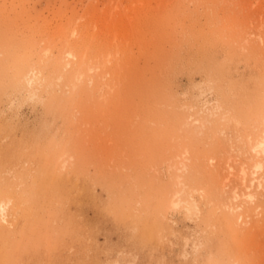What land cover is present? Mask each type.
Here are the masks:
<instances>
[{
	"label": "rangeland",
	"instance_id": "rangeland-1",
	"mask_svg": "<svg viewBox=\"0 0 264 264\" xmlns=\"http://www.w3.org/2000/svg\"><path fill=\"white\" fill-rule=\"evenodd\" d=\"M66 49L93 83L30 95ZM263 132L264 0H0V264H264V196L232 214L225 180Z\"/></svg>",
	"mask_w": 264,
	"mask_h": 264
},
{
	"label": "bare ground",
	"instance_id": "bare-ground-1",
	"mask_svg": "<svg viewBox=\"0 0 264 264\" xmlns=\"http://www.w3.org/2000/svg\"><path fill=\"white\" fill-rule=\"evenodd\" d=\"M11 4L12 5L9 6L10 8L15 6V5H13L14 4L13 2H11ZM19 6L21 8V14L20 15L22 17L26 16L27 8H26L25 2L23 1V2L19 3ZM11 10H12V8H11ZM67 16L70 17V15H67ZM43 24H45V23H43ZM59 26H60V24H59ZM47 27L49 28L48 25H47ZM29 28L32 32V35H29L27 38H24V39H19L22 43H24V45L34 44V40H31L29 37L35 36L38 33V29H36L35 27L33 28L32 26H30ZM58 32H61L60 29L58 30ZM71 34L73 37H77V35L79 34V30L76 28H73V31ZM86 36H87V34H86ZM67 42L69 43V41H67ZM40 44H41V42H40ZM44 48H46V47H44ZM21 51H22V49L20 50V52ZM24 51H25V49H24ZM47 52H48V47L46 49H43L41 55L46 56ZM23 55H25V53ZM74 58H75V55L72 52V49L63 50L61 57H60V59H58L57 62L51 61L50 63H48L51 67H53L51 74H49V73L44 74L43 69L36 71L37 69L35 67H33V65H32L30 70H29V74H31V77L28 79V87L30 89L29 90L30 95L35 96L38 93L41 84L45 83L47 80H49L50 83L52 82V80H59V81L64 80V83H65V80H67L66 82H68V83L71 80V88H72V91L74 92V94H76V95L80 94V88L83 84L90 86L93 83L92 82L93 79H86L87 77H85V73H84L82 66H81L82 64H80V65L78 64V66L75 68V64L73 63ZM23 60H24V58H23ZM17 61H19V58ZM87 70L92 71V73H93V71L97 72L98 67H93L91 65L87 68ZM99 75L100 74H95L96 77H100ZM95 76H94V78H95ZM101 79H105V75L103 77L101 76ZM55 82H54V84H55ZM94 82H95V80H94ZM51 84H53V82ZM18 85H20V84H18ZM103 85L104 84H102L101 87ZM58 86H60V85L58 84ZM104 86H108V85H104ZM62 87L60 86L59 88H62ZM110 89H112V87ZM214 120H215V118H214ZM210 123H211L210 120H208L207 118L206 119L193 118L191 123H189V125L194 126L196 129H205L207 127V125ZM248 146H249L248 152H250V154L252 155V162H251L252 165L249 166L247 163L243 162L240 159L235 160L234 161L235 165L229 167V171H228L227 177L225 179L226 185H228V183L234 177H237L238 180L241 182V184L244 185V191L240 192L237 188L233 189V197H234L233 199L236 200L237 202L239 201V203H237L236 206L228 207L230 209L229 211H231L232 214L234 212L241 211L243 208V204H249L250 205V204H253L254 202H256L260 193H262V195L264 196V132H263V135L259 139L249 140ZM185 160L187 161V159H185ZM177 171L179 173L176 177L177 183H178L177 185L181 186V188H182L185 185L184 178H185L186 173L188 172V165H186L185 162L183 161L181 163V166L179 168H177ZM242 197L246 198V200H244V201L241 200ZM181 203H182L181 194H180V192H177V193H175V195L172 199L173 208L178 207ZM8 204L9 203L4 201V200L0 201V220L3 222H7V219L9 217ZM185 204L187 206L186 209L188 211L195 210L197 207L196 201L193 198H190V200H188Z\"/></svg>",
	"mask_w": 264,
	"mask_h": 264
}]
</instances>
